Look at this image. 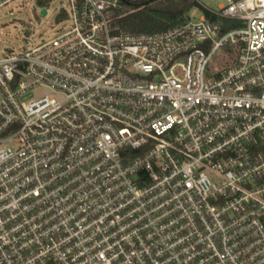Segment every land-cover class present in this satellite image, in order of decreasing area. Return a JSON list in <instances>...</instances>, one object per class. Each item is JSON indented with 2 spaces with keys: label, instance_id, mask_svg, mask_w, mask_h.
<instances>
[{
  "label": "built area",
  "instance_id": "built-area-1",
  "mask_svg": "<svg viewBox=\"0 0 264 264\" xmlns=\"http://www.w3.org/2000/svg\"><path fill=\"white\" fill-rule=\"evenodd\" d=\"M68 2L0 57V264H264V0L152 33Z\"/></svg>",
  "mask_w": 264,
  "mask_h": 264
},
{
  "label": "rangeland",
  "instance_id": "rangeland-1",
  "mask_svg": "<svg viewBox=\"0 0 264 264\" xmlns=\"http://www.w3.org/2000/svg\"><path fill=\"white\" fill-rule=\"evenodd\" d=\"M199 6L192 8L188 16L191 20L199 21L203 16L204 7L218 10L227 0H197ZM49 12L41 14L40 0H16L0 10V57L10 51L19 52L24 48L40 43L42 39L52 38L61 28L57 15L63 8L69 9L68 0H48ZM220 59L216 58L214 65ZM224 65L231 63L225 60ZM46 91H37L33 95H40Z\"/></svg>",
  "mask_w": 264,
  "mask_h": 264
},
{
  "label": "trees",
  "instance_id": "trees-1",
  "mask_svg": "<svg viewBox=\"0 0 264 264\" xmlns=\"http://www.w3.org/2000/svg\"><path fill=\"white\" fill-rule=\"evenodd\" d=\"M45 4L40 1L41 6ZM195 6H199L197 0H122L114 23L130 33L168 31L189 21L188 13ZM201 8L206 18L217 19L209 9Z\"/></svg>",
  "mask_w": 264,
  "mask_h": 264
},
{
  "label": "water",
  "instance_id": "water-1",
  "mask_svg": "<svg viewBox=\"0 0 264 264\" xmlns=\"http://www.w3.org/2000/svg\"><path fill=\"white\" fill-rule=\"evenodd\" d=\"M41 14H42V15H46V14H47V9H46V8H43V9L41 10Z\"/></svg>",
  "mask_w": 264,
  "mask_h": 264
},
{
  "label": "crops",
  "instance_id": "crops-1",
  "mask_svg": "<svg viewBox=\"0 0 264 264\" xmlns=\"http://www.w3.org/2000/svg\"><path fill=\"white\" fill-rule=\"evenodd\" d=\"M220 6H222V5H220ZM220 6H219V7H220Z\"/></svg>",
  "mask_w": 264,
  "mask_h": 264
}]
</instances>
